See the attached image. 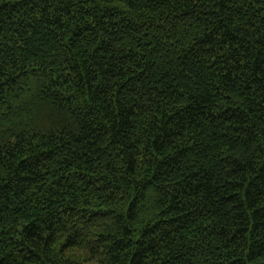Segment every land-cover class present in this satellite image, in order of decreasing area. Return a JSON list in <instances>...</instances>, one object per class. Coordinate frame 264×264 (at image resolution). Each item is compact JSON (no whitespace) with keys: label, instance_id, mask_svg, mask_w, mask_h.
<instances>
[{"label":"trees","instance_id":"1","mask_svg":"<svg viewBox=\"0 0 264 264\" xmlns=\"http://www.w3.org/2000/svg\"><path fill=\"white\" fill-rule=\"evenodd\" d=\"M0 264H264V0H0Z\"/></svg>","mask_w":264,"mask_h":264}]
</instances>
